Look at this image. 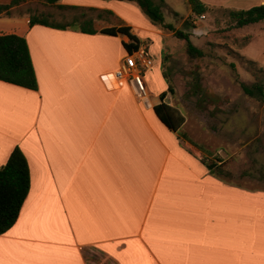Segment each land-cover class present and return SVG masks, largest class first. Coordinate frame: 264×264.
Wrapping results in <instances>:
<instances>
[{
	"label": "crops",
	"instance_id": "0c3cea01",
	"mask_svg": "<svg viewBox=\"0 0 264 264\" xmlns=\"http://www.w3.org/2000/svg\"><path fill=\"white\" fill-rule=\"evenodd\" d=\"M56 5L88 12L96 33L0 13V34L26 38L38 83L0 80V165L19 146L31 179L16 222L0 235V264H264V190L228 183L178 144L153 111L167 90L154 63L144 73L148 103L115 78L129 38L100 30L129 27L139 49L160 51L161 28L124 0Z\"/></svg>",
	"mask_w": 264,
	"mask_h": 264
},
{
	"label": "rangeland",
	"instance_id": "374dc122",
	"mask_svg": "<svg viewBox=\"0 0 264 264\" xmlns=\"http://www.w3.org/2000/svg\"><path fill=\"white\" fill-rule=\"evenodd\" d=\"M167 1L178 15L164 7L165 21L189 33L191 42L203 52L200 57H190L184 39L160 28V51L147 46L154 65L171 82L173 93L168 92L167 103L184 118L180 131L170 132L181 135L195 155L220 163L215 173L228 183L264 190V93L249 95L242 89V85L264 89V72L259 69H264V24L234 27L222 8L211 9L194 23L197 17L186 15L187 0ZM11 12L43 15L64 23L86 11L61 8L46 0H21ZM83 26L87 25L72 23L73 28ZM251 33L252 42L243 48V37ZM243 57L255 60L256 66Z\"/></svg>",
	"mask_w": 264,
	"mask_h": 264
},
{
	"label": "trees",
	"instance_id": "16d2710c",
	"mask_svg": "<svg viewBox=\"0 0 264 264\" xmlns=\"http://www.w3.org/2000/svg\"><path fill=\"white\" fill-rule=\"evenodd\" d=\"M20 1L21 0H11L10 4H0V13L5 12L6 14H10L11 11L9 9L18 5ZM58 1L59 0H46L48 4H56ZM124 1L137 4L141 12L146 15L153 25L171 32L179 39H184L186 42V52L190 57L202 56V50L191 42L189 33L177 29L172 23L165 21L162 12L163 0L159 2H155L154 0ZM187 3L192 14L195 16L202 15L212 9L201 0H187ZM222 9L227 13L234 27L244 28L255 23H264V4L252 6L248 9ZM187 21L185 20L184 23H187ZM73 22L86 24L87 26L80 27V30L84 33H96V30L93 28V17L90 16L88 12H80L79 16L75 17L73 21L64 23L49 20L48 17L43 15H29L30 26L39 24L52 28L66 29L67 27H72ZM100 32L112 36L124 34L129 38V42H122L126 52L132 53L139 50L140 41L130 32L129 27H109L100 30ZM251 39V34L244 36L242 47H245ZM243 59L248 64L256 66L255 60L247 57H243ZM259 69L264 72L263 68ZM163 77H165L167 82V90L160 94V102L153 106V111L167 129L173 132H179L184 124V118L176 108L164 101L167 92L173 93V88L165 72H163ZM0 80L27 89L37 90V78L29 47L24 36H19L14 33L0 34ZM242 89L249 95H254L256 92L260 94L264 93V89L260 85L255 86L254 89L242 85ZM177 142L188 153L198 159L200 163L205 165L210 173H214L220 169V163L215 161L209 162L205 158H200L195 155L189 147L184 145L181 135H177ZM30 183V170L27 158L21 148L15 146L7 161L0 165V235L9 230L16 222L21 207L29 192Z\"/></svg>",
	"mask_w": 264,
	"mask_h": 264
},
{
	"label": "built area",
	"instance_id": "2783aa9c",
	"mask_svg": "<svg viewBox=\"0 0 264 264\" xmlns=\"http://www.w3.org/2000/svg\"><path fill=\"white\" fill-rule=\"evenodd\" d=\"M197 22L199 18H203V14L196 16ZM153 66V59L143 48L127 53L119 66L114 72L115 78L120 84H128L131 86L135 97L146 102L149 94L148 86L144 79V73Z\"/></svg>",
	"mask_w": 264,
	"mask_h": 264
},
{
	"label": "bare ground",
	"instance_id": "6f19581e",
	"mask_svg": "<svg viewBox=\"0 0 264 264\" xmlns=\"http://www.w3.org/2000/svg\"><path fill=\"white\" fill-rule=\"evenodd\" d=\"M146 103H148V101L146 100Z\"/></svg>",
	"mask_w": 264,
	"mask_h": 264
}]
</instances>
